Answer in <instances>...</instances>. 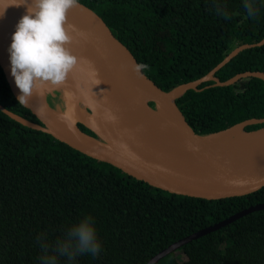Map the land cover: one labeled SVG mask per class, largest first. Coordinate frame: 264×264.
I'll return each mask as SVG.
<instances>
[{
    "label": "trees",
    "instance_id": "obj_1",
    "mask_svg": "<svg viewBox=\"0 0 264 264\" xmlns=\"http://www.w3.org/2000/svg\"><path fill=\"white\" fill-rule=\"evenodd\" d=\"M78 2L103 19L139 65H148L143 73L164 91L204 76L236 47L264 39V0H250L258 7L255 18L248 17L245 0ZM246 72L264 73V45L240 52L216 77L225 82ZM206 86L176 101L197 134L264 119V80ZM0 105L42 125L15 98L1 67ZM77 127L95 137L84 125ZM258 204H264V187L221 200L170 194L0 111V264H42L45 255H54L57 264H147L173 243ZM86 215L94 218L99 254L69 261L53 253L55 241ZM158 264H264V210L182 246Z\"/></svg>",
    "mask_w": 264,
    "mask_h": 264
},
{
    "label": "water",
    "instance_id": "obj_2",
    "mask_svg": "<svg viewBox=\"0 0 264 264\" xmlns=\"http://www.w3.org/2000/svg\"><path fill=\"white\" fill-rule=\"evenodd\" d=\"M23 3L24 0L0 1V35L15 32L16 25L27 11V4ZM30 3L31 0H28ZM67 22L75 29L72 41L91 58L82 57V66L87 65L85 68L91 80L98 82L99 79L102 82L101 89L89 87V90L101 110L102 124L111 136L113 148L108 147V141L99 132L79 120L75 123L77 130L83 134L77 123L88 128L95 137L83 135L96 142L103 154H95L69 135L53 129L47 119L28 104L21 103L35 115L41 126L10 113L0 105L1 112L23 126L49 134L92 159L112 165L136 180L170 194L221 200L246 196L264 187V141L233 145L212 139L217 133L199 135L176 104L187 91L197 90L204 84H207L206 88L229 87L246 77L264 80V73L261 72H246L225 82L216 77V72L240 52L264 45V39L236 47L204 76L164 91L142 70L140 76L134 73L133 64L139 65L137 60L91 9L78 2V6L68 12ZM0 67L8 81L11 63L1 55ZM252 124H264V119L235 126L244 129ZM262 210L264 204L239 211L226 220L173 243L153 256L147 264H158L182 246Z\"/></svg>",
    "mask_w": 264,
    "mask_h": 264
},
{
    "label": "clouds",
    "instance_id": "obj_3",
    "mask_svg": "<svg viewBox=\"0 0 264 264\" xmlns=\"http://www.w3.org/2000/svg\"><path fill=\"white\" fill-rule=\"evenodd\" d=\"M23 4H27V11L16 25L8 51L11 76L20 91L18 101L27 104L41 89L61 86L78 63V58L67 47L75 30L67 22V14L78 6V0H31L30 4L24 0ZM244 7L248 17L258 15V7L250 0H245ZM216 11L227 18L219 8ZM147 68V64H133L137 76ZM42 247L45 252L49 251L47 244ZM51 251L66 256L69 261L84 253L98 255L101 245L94 218L86 215L73 224L63 239L55 241ZM42 264H57L55 256L45 255Z\"/></svg>",
    "mask_w": 264,
    "mask_h": 264
},
{
    "label": "bare ground",
    "instance_id": "obj_4",
    "mask_svg": "<svg viewBox=\"0 0 264 264\" xmlns=\"http://www.w3.org/2000/svg\"><path fill=\"white\" fill-rule=\"evenodd\" d=\"M9 1V0H0ZM12 35H0V55L10 62V53L8 51L11 42ZM71 53L78 58L79 67L76 65L72 71L68 74L65 82L56 88H44L39 92L34 93L28 101V105L39 111L51 124V127L60 131L63 135H69L71 138L80 142L79 144L89 148L95 154H103L98 144L81 134L75 127L76 121L86 122L91 128L95 129L99 134L108 141V147H112L113 143L111 136L108 135L106 128L102 124L101 110L97 106L96 98L92 94L90 88L94 90L102 85L101 80L98 82L95 79L90 78L87 74L86 68L82 66L83 59L86 57L91 59L84 49H82L77 43L71 42L67 45ZM84 55V56H83ZM82 61V62H81ZM8 81L12 90L18 97L20 95L19 89L15 85L14 78L11 76V72L8 73ZM90 87V88H89ZM75 92V93H74ZM61 94V101H65L69 107V112L66 114L52 111L47 104V96H55ZM90 110L91 115L88 116L84 110ZM212 139L233 145L251 144L255 142L264 141V127L256 131H245L241 126H234L227 130L221 131L212 136ZM110 153V152H109Z\"/></svg>",
    "mask_w": 264,
    "mask_h": 264
},
{
    "label": "rangeland",
    "instance_id": "obj_5",
    "mask_svg": "<svg viewBox=\"0 0 264 264\" xmlns=\"http://www.w3.org/2000/svg\"><path fill=\"white\" fill-rule=\"evenodd\" d=\"M235 43L233 44L232 48L234 47ZM47 103L53 108V110H55L58 113L66 114L69 112V107H68L67 103L65 101H61V94H57L55 96H51V95L47 96ZM84 111L87 112L86 114L88 116L91 115L90 110L86 109ZM84 123L87 124L86 122H84ZM258 125H262V124H253V125H249V126H258ZM88 126H90V125H88ZM262 126H261V128H262ZM257 129H253V131H255ZM259 129H260V127H259Z\"/></svg>",
    "mask_w": 264,
    "mask_h": 264
}]
</instances>
